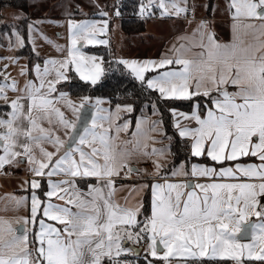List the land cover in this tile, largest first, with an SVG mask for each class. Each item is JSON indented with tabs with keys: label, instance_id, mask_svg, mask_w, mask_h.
I'll return each mask as SVG.
<instances>
[{
	"label": "snow or ice",
	"instance_id": "1",
	"mask_svg": "<svg viewBox=\"0 0 264 264\" xmlns=\"http://www.w3.org/2000/svg\"><path fill=\"white\" fill-rule=\"evenodd\" d=\"M159 8L162 9L161 16H178L188 11L187 0H184V6L178 0H170L169 5L160 0ZM229 8L234 9V31L241 26L240 18H247L249 22L243 27L253 36L252 42L245 44L234 40L221 44L215 40L213 32L204 31L209 22L202 20L195 31L200 33L199 46L205 51L199 53L197 59L184 58L186 49L181 45L174 56H161L159 60L118 61L130 69L142 89L158 92L157 99L191 101L200 96L207 98L205 111L197 102L190 113H179L184 120L194 121L195 126L187 123L182 126L179 121H174V127L181 138L190 140L191 157L210 158L220 165L218 170L201 163H191L189 168L182 162L170 173L172 176L207 178L212 182L193 184L191 179L176 182L165 179L163 183L153 181L134 186L133 192L151 189V215L142 221L138 220L141 203L129 205L128 198L123 205L116 201L113 177L119 176L122 169H126V175L140 171L129 163L133 155L158 154L163 158L169 149L153 147L149 152L147 144L142 145L139 140L123 142L125 145L131 143V149L120 148L115 144L116 137L110 136L102 125H97L98 120L112 118L111 109L99 107V99L96 100L97 111L91 113L89 123L87 112L82 110L91 102L90 97H81L77 105L66 92L52 96L57 92L58 83L70 81V73L91 85L97 83L104 71L101 63L95 56H86L76 45L80 40L89 44H108L106 39H97L96 34L107 32L109 20H68V55L59 60L45 59L42 70L41 65L36 64L34 71L38 84L28 80L23 88H18L16 81L9 83L5 77L0 83V97L7 101L6 88L25 96L12 99L9 118L0 119V127L6 129L0 131V170L5 165L27 161L33 178L25 181L31 187L30 215L17 216L14 220L0 217V264H102L105 257L111 264H132V261L120 259L122 254L138 255L139 251L123 247L125 237L136 243L146 239V254L164 264H170L173 258L184 264H205L206 261L221 264L225 260L232 264H251L253 261L264 264V204L260 203V197L264 196V0H230ZM147 10L148 5L141 3L140 15H146ZM22 15V12L14 13L17 19ZM101 15L107 17L108 13L101 12ZM115 15L119 16V11ZM257 20L259 23L255 22ZM41 22L27 25L29 40L34 24ZM11 35L17 45L23 47L25 37L15 26ZM205 37L207 43H204ZM56 47L60 50L61 46ZM0 59L16 63L19 58ZM26 71L27 68L22 67L20 74L24 75ZM53 71L55 78L47 79ZM147 72L154 74L146 76ZM226 85L235 86L236 91L229 92ZM213 91L217 95L213 96ZM25 97L28 100L26 114L23 111L25 104L21 103ZM61 100L72 111L75 120L67 119L55 106ZM152 107L155 112L154 102ZM116 109L118 116L120 111L131 112L133 105L117 104ZM34 111L37 116H33ZM105 111L109 115L100 114ZM170 111L173 116L177 115L176 109ZM53 115L59 118L58 123L64 129L70 130L66 131L67 141L39 123L47 120L51 124ZM77 121H83V132L79 131ZM158 123L162 121H152L153 131L161 130L155 127ZM98 127L102 130L98 131ZM128 127L126 121L116 130L127 131ZM142 131L138 118L132 135L136 137ZM42 142L52 144L55 151L46 150ZM33 145L39 148L44 159H37ZM245 157L259 162L241 163L239 158ZM229 162H232L231 166H223ZM153 165L158 174L162 163L153 160ZM54 175L66 178L52 180ZM44 176L49 179L48 191L44 192L47 199L42 201L37 194L41 189L38 178ZM77 178H95L96 183L89 184L84 192L77 188ZM226 180L234 182H221ZM52 197L64 204L52 203ZM28 199L26 196L9 197L16 211L26 207ZM7 210L8 204H5ZM250 216H256L262 222L252 224L248 221ZM45 218L58 222L61 227L48 223ZM37 222L39 231H35ZM29 225H32L31 230ZM134 228L138 231L134 232ZM148 264L152 262L148 261Z\"/></svg>",
	"mask_w": 264,
	"mask_h": 264
},
{
	"label": "rangeland",
	"instance_id": "2",
	"mask_svg": "<svg viewBox=\"0 0 264 264\" xmlns=\"http://www.w3.org/2000/svg\"><path fill=\"white\" fill-rule=\"evenodd\" d=\"M199 1L201 0H187V6L190 7L193 11L191 13L192 17L198 16L200 13ZM124 2H126V0H29V5L27 9L25 10L20 9V8L11 7V6L0 8V29L2 28L1 25H4V24H7L10 26V30L0 31V57H18L19 58L16 63H12L8 59H0V83H3L5 80V77H7V80L9 83H11V81L13 80L16 81L18 88H23L25 85V82L28 80L34 81L35 83L38 84L39 81L37 80L36 74L34 71V66L36 64H40L41 70H42L45 59L53 58V59L59 60V59H63L64 57L68 55V46L70 44L68 25H67L68 20H73L76 22L85 21V20H95V21H103L104 19L109 20L107 32L106 33L98 32L96 34L97 39H106L108 40V44L106 45L89 44L87 43V41L80 40L78 41L76 45L77 48H79V50L83 52L86 56L97 57L98 58L97 62L101 63V67L103 70H104L103 56L100 53L91 51L90 48H94V47L100 48L104 46L110 52H112L115 58L119 61L122 59L137 60V61H143L145 59L159 60L156 56H154L157 54L156 52H158V49H159L158 40L155 37L154 33H150L149 29L148 30L146 29V31H140V32H136L133 34H129L123 31L122 26H121V18L123 17L125 13H122L121 7L124 6ZM143 3L145 5H148V10H147L146 15H148L149 12L153 13L154 8H158L160 11H162V9L159 8L160 0H151L150 3H149V0H144ZM165 3L166 5H169L170 0H165ZM178 3H180L181 6H184V0H178ZM227 6L228 4L221 5L222 7L221 11L230 15V13L232 14V12H230L231 10ZM117 11H119L120 13L119 16L115 15ZM170 11H171V8H170ZM18 12L23 13L21 18L19 19H17L14 16V13H18ZM101 12H107L108 16L105 17L101 15ZM136 15L137 16L128 17V20L130 22H134L137 19H140V20L144 19L142 18L143 16H141L139 13V8H138ZM24 16H26L27 18L25 19ZM171 16H176V15H171ZM22 21L26 22V31H22L18 27V25L22 23ZM34 21H42V22L34 24V29L32 32V39L29 40L27 25ZM56 21H59L60 23H55ZM143 22H145V20H143ZM162 23L152 24L151 27L157 29V33H159L160 35L161 33L164 34L165 37L167 34L172 36L175 33L181 32L180 29L182 28L187 29V30L188 29L192 30L193 28L198 27V24H199V22L196 20L190 21V22L188 21V25H187V23H185L184 21H178V20H173V19L166 20L167 27L162 25ZM132 24H130L129 26L131 27L138 26L137 24H134V25ZM13 26H15L17 30L21 33V35L25 37V42H24L23 47L26 44H28L31 47L32 52L34 53L33 57H30L27 54L21 53V50L23 49V47L18 46L15 37L11 35V30ZM156 36L158 37V34H156ZM45 37H47L48 39H45ZM49 41H51V43ZM56 45L61 46L60 50L57 49ZM33 47L35 48V51L33 50ZM4 65H8V67L5 68ZM22 67L27 68V71L25 72L24 75L20 74V69ZM128 70L130 71V69ZM145 75L148 76V72ZM102 76H103V73L100 79L97 81V83L101 80ZM70 77L71 78L69 82L61 81L60 83L56 85L57 92L52 93V96L53 97L57 96L60 91L66 92L68 93V98L78 105L80 103V98L83 96L72 94L71 83L74 80V78L79 79V76L74 73H70ZM54 78H55V73L53 71L47 77V79L50 80ZM5 92L7 94L8 99L6 101L3 97H0V105L2 104L9 105L10 107L9 113H10L12 111L10 101L17 96H25V94L19 91H12L9 88H6ZM97 99H99L101 102L99 105L100 108H103L106 104H109V100L107 98L99 97V96L90 97L91 102L88 104L94 107V112L97 111V107H96ZM196 102L204 106L207 100L206 98L201 97ZM21 103L25 104V108L23 111L26 114L27 113V103H28V100L26 99V97L25 99L21 100ZM152 103L150 104L152 108V112L150 111L151 113H149L147 104L145 105L143 112L146 115V117L150 119V125L153 128L152 121H162V120L158 117L159 109L157 105H156L157 110L154 112ZM55 106L58 107L64 113L67 119L75 120L74 114L68 107H66L65 103L62 100L59 102H56ZM100 114L102 115L103 113H100ZM37 115L38 113L34 111L33 116H37ZM8 118H9L8 115L5 118L0 117V119H8ZM58 119H59L58 117L53 115L52 116L53 122L51 124H49L47 120L39 121V123L45 129H49L53 135H59L61 139L67 141L69 137L66 135V131H70V130L64 129V127L58 123ZM122 119L123 120H121V123L123 124L126 121L129 122V119H125V120L124 118ZM27 123H28L27 120H25L24 121L25 127H27ZM89 123H91V121ZM97 125L103 126V122H101V120H98ZM155 127L161 130L152 131L153 133V135H151L152 145H153L152 148L155 145H157L155 146V148H158V149L168 148L169 151L165 154V157L162 158L158 154L153 155V156H150L149 162L142 163L143 156L137 155L140 157L139 158L140 160L139 163H141L140 165L137 162H132L131 160H129V163L131 165H133L136 168H139L140 173L146 176L166 175L168 173H171L174 167L178 168L182 163L181 162L173 166L171 170L167 169L168 163L171 161V157H172L171 152H170V143L168 139H165L163 136H161V133L162 135H164L163 123H158L157 125H155ZM103 129H106L108 131V127L106 126H103ZM97 130L100 131L102 129L98 127ZM0 131H6V129L0 127ZM108 134L109 135L111 134V130L108 131ZM124 141H130V136L123 135L122 141H120V145L124 147L132 145L131 143L125 145L123 143ZM44 146L46 150L48 148L54 149L53 145L47 146V142H42V147ZM84 147L86 150H88L87 146H84ZM152 148H150V151ZM33 152L37 158L42 157L39 151V148L36 147L35 145H33ZM0 154H2V149H0ZM77 158H78V155H77ZM153 160H160V162L163 165V167L160 169L158 174L154 171ZM23 164L26 165L27 162H24L22 164L13 163L9 166L14 167L16 174H19L20 172L18 170L22 167ZM125 172H126V169H122L120 172V175H126ZM6 174L7 172H5L4 170H0V213L2 215H15L16 210L13 209L9 201V197L11 195L8 193V190H12L13 187H15V185L18 184L21 179H19L18 177L16 178L4 177ZM5 204H8L7 211H5ZM255 224H259V222L257 221ZM132 230L134 232L138 231V229H135V228ZM127 241H128V244H126L127 245L126 247L132 248V246L141 245L143 246V248L139 256L141 255L145 257L147 255L145 252V249L148 247V241L146 239L141 240L139 243H136L134 242V240H128L125 237L122 240V246ZM128 255H133V253H127L126 256ZM122 259L129 260V259H124V258ZM147 259L148 261H151L152 264H164L162 260L158 258H154L150 255H147ZM131 260L133 259L131 258ZM132 264L134 263L132 262ZM170 264H184V262L182 260H178L177 258H173L171 259ZM230 264H232L231 261H230ZM251 264H259V262L253 261L251 262Z\"/></svg>",
	"mask_w": 264,
	"mask_h": 264
},
{
	"label": "crops",
	"instance_id": "3",
	"mask_svg": "<svg viewBox=\"0 0 264 264\" xmlns=\"http://www.w3.org/2000/svg\"><path fill=\"white\" fill-rule=\"evenodd\" d=\"M223 4H228L227 7H229L230 4V0H201L199 1V6H200V13L198 16H191V13L193 12L191 9V13L189 15H186L185 18H178V16H171V15H166V16H160L161 11L158 8H154L153 9V13L149 12L148 15H144L142 18H144L145 20V29L143 31H146V29L150 31V33H154L155 37L158 40V52H156L157 54L154 55L156 56L158 59L161 58V56H174L175 55V50L177 48H180L181 45L185 46V51H183V57L186 59H197L199 53L205 51V49L201 48L200 42H201V37H200V33L198 31H195L198 27L191 29H180L181 32L175 33L174 35H166V37L164 36V34L161 33V35L159 33H157V29L152 28L151 25L152 24H160L162 23V25L166 26V20L168 19H173V20H178V21H184L185 23H187L188 25V21H198L200 25V22L203 21H207L208 23V28L205 29L204 31H208L210 30L211 32L214 33V38L217 42L221 43V44H228L233 42L234 40H239L244 42L245 44L250 43L253 41V36L250 34V32L245 29L243 27V24L248 23L249 21L247 20V18H240V24L241 26L238 28L237 31H234L233 28V24H234V20H233V16L230 13H224L222 10L221 5ZM233 10H231L230 12H232ZM185 14V13H183ZM256 23H259V21H255ZM147 25V27H146ZM167 27V26H166ZM191 30V31H190ZM133 34V33H132ZM156 34H158V37L156 36ZM171 36V37H170ZM264 39V38H262ZM204 43H207L206 37L204 39ZM154 73L152 72H148V76L153 75ZM225 87H227V90L229 92H234L236 91L235 86L232 85H226ZM212 95L215 96L217 95V93L215 91L212 92ZM203 97V96H202ZM205 98V97H203ZM207 100V98H206ZM196 102V101H195ZM194 102V104H195ZM239 102V100H238ZM197 103V102H196ZM208 104V100L205 103V105ZM201 105V104H200ZM210 106V105H209ZM9 107V105H8ZM9 109L8 108L7 112L9 113ZM102 109H111V116L112 118L109 120H101V122H103V126L108 127V131L111 130V134L110 136L116 137L115 140V144L120 147L123 148L124 146L120 145V141H122V136L123 135H127L130 136V141H132L133 143L136 140H139L141 142V144H147V151L150 152V148H152V139H151V135H153L152 133V126L150 125V119L148 117H146V115L144 114V112L142 111V114L138 117L141 121V128H142V134L137 135L136 137H134L132 135L133 132L136 131V124H137V120L135 122V124H131V121L129 119V127L127 129V131L123 130L121 128V130L119 132H117V127L123 125V123H121L122 119V115L125 113H128L127 111H120L118 116H117V109H116V105L115 106H111L110 102L109 104H106ZM201 109L202 111H205L204 106L201 105ZM177 110V115L173 116V122L174 121H179V123L183 126L184 124H190L191 126H195V122L194 121H186L184 120L182 117H180L179 113H190L192 111L191 110H181V109H176ZM6 112V113H7ZM94 112V111H93ZM152 112V111H151ZM149 111V113H151ZM2 114L0 115L1 118H5L7 114ZM102 115H109V113L107 111L102 112ZM159 117V115H158ZM137 118V119H138ZM160 118V117H159ZM125 120V119H124ZM91 121V120H90ZM177 130V129H176ZM178 132V130H177ZM179 134V133H178ZM161 136L162 133H161ZM186 139V138H183ZM189 144H190V140L186 139ZM165 141V140H164ZM163 141V142H164ZM47 146H52V144L47 143ZM157 146V145H155ZM154 146V147H155ZM128 149L132 148L131 146H125ZM45 148V146H44ZM48 151H53L54 149H47ZM190 150V148H189ZM139 156L137 155H133L130 160L132 162H137L139 163ZM37 159H44V157H38ZM209 161L208 162H196V161H190L187 162L185 160L183 161H179L178 163H173L172 161V157H171V161L168 163L167 169H172L173 166L181 163V162H185L186 164H188L189 168H190V164L191 163H201V164H205V165H209L212 167L217 168V170L219 169L220 165L219 164H215L213 163L210 158H207ZM55 160V157L53 158V162ZM241 163H250V162H255L258 163V160H250L248 158H239ZM150 161V156L145 157L143 156L142 158V163L144 162H149ZM27 162V161H25ZM141 163H139L140 165ZM232 162L229 163H225L223 166L224 167H228L231 166ZM14 168V167H13ZM139 169V168H137ZM20 173L19 174H14V175H8L6 174L4 177L7 178H16L18 177L20 180V182L18 184L15 185V187H13L12 190H8V193L11 196H15V197H20V196H26L28 197V203L26 207H21L18 211H16L15 215H2L0 213V217H4L10 220H14L17 216H23V215H30V196H31V187L30 184H25L26 180H31L33 178V174L28 171V166L27 164H23L22 167L18 170ZM66 177H64L63 175H54L53 177H51L52 180H62L65 179ZM41 180V189L37 191V194L40 196L41 200H46L47 198L44 196V192L48 191V179L49 177L44 176L42 178H38ZM114 181H115V188L117 189L116 193H115V199L117 202H119L120 204H124L125 203V198H128V203L129 205H136L137 203H141L142 204V208H141V213L143 211V207H144V197L146 195V192L149 190L151 193V189L150 188H144L141 189L139 192H133L132 189L134 186H139L141 184H151L153 181L158 182V183H163V181L165 179L176 182V181H182V180H192V183H207V182H212L209 181L207 178H191V177H184V176H172L170 175V173L166 174V175H155V176H146V175H142L139 172H131L128 173L127 175H119V176H115L113 177ZM221 182H234V181H230V180H226V181H221ZM95 178H77L76 179V186L77 188H79L80 190L86 192L88 190V185L89 184H95ZM190 189H186L185 191H188ZM197 193H199V189H196ZM151 200H152V194H151ZM51 202L52 203H56V204H64V201L59 200L57 197H52L51 198ZM260 203L264 204V196L260 197ZM41 215V213H38V216ZM151 215V204H150V213L149 216ZM140 215L138 216V220H139ZM47 221V218H45ZM253 220L255 223L258 221L259 223H261L262 221L260 220V218L256 217V216H250L248 218V221ZM48 223H52L54 225H56L57 227H61L58 222H54V221H47ZM254 223V224H255ZM30 230L32 229V225H29ZM35 231H39V225L38 222L35 226ZM32 239V237L30 236V240ZM128 244V241L123 244V247H126ZM141 244V243H140ZM125 245V246H124ZM32 245H30L31 247ZM141 246V245H139ZM143 248V246H142ZM127 255V254H126ZM107 259L106 257L103 258L102 260V264H104V260Z\"/></svg>",
	"mask_w": 264,
	"mask_h": 264
},
{
	"label": "trees",
	"instance_id": "4",
	"mask_svg": "<svg viewBox=\"0 0 264 264\" xmlns=\"http://www.w3.org/2000/svg\"><path fill=\"white\" fill-rule=\"evenodd\" d=\"M144 0H126L124 6L121 7L122 13H125L121 18V26L123 31L132 34L143 31L145 28L144 19H137L134 22H130L128 17L137 16V11L141 3ZM29 0H0V8L4 7H15L20 9H27ZM133 23V24H132ZM130 24H137L136 27L129 26ZM0 31L10 30V26L7 24L1 25ZM22 31H26V22L22 21L18 25ZM91 51L100 53L104 59V72L101 80L95 85H91L89 82L81 81L78 78H74L71 83V92L78 96H99L107 98L110 105L113 107L117 104L130 103L133 105L131 112L122 115L124 119H130L131 124H135L137 118L142 114L145 105L147 104L149 111H152L151 103L154 102L159 109V117L162 120L165 139L169 140L170 152L172 155L173 163L179 161L187 162H208L207 158H194L190 156L189 142L179 136L176 128L174 127L173 116L170 109H181L191 110L192 106L197 99L191 101L187 100H170V99H157L159 93L156 91H149L140 87V82L137 81L131 72L126 69L123 64L118 63L119 60L115 58L112 52L106 47H94L90 48ZM22 54H27L30 57L34 56L31 47L26 44L21 50ZM200 96L199 98H201ZM198 98V99H199ZM8 105H0V115L5 114L8 110ZM171 137V139H169ZM151 204V193L148 190L144 197V207L140 214L139 220H144L145 217L149 216ZM124 255V256H123ZM129 259L134 264H148V259L139 255H128L122 254L120 259ZM108 259L104 260V264H110ZM205 264H216L215 261H206ZM221 264H230L229 260L222 261Z\"/></svg>",
	"mask_w": 264,
	"mask_h": 264
},
{
	"label": "water",
	"instance_id": "5",
	"mask_svg": "<svg viewBox=\"0 0 264 264\" xmlns=\"http://www.w3.org/2000/svg\"><path fill=\"white\" fill-rule=\"evenodd\" d=\"M82 111H86L87 114H88V122H90L91 120V113L94 111V107L92 105H89V104H86L85 105V108L82 110ZM77 124H78V129L80 132L83 131V127H84V124H83V121H77ZM78 139V137H77ZM250 223L254 224V221L251 220L249 221ZM132 248H136L138 249V255L140 254L141 250H142V246H132Z\"/></svg>",
	"mask_w": 264,
	"mask_h": 264
},
{
	"label": "built area",
	"instance_id": "6",
	"mask_svg": "<svg viewBox=\"0 0 264 264\" xmlns=\"http://www.w3.org/2000/svg\"><path fill=\"white\" fill-rule=\"evenodd\" d=\"M190 13L191 9L188 8V11L185 14L181 13L180 15H178V18H185V16L189 15ZM3 170L7 172L8 175H14L16 173L15 169L13 167H10L9 165H5Z\"/></svg>",
	"mask_w": 264,
	"mask_h": 264
}]
</instances>
